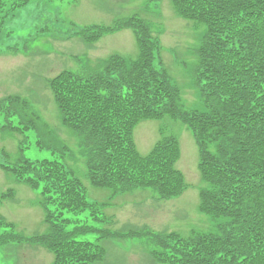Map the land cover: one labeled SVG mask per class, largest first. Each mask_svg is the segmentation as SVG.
<instances>
[{
	"label": "trees",
	"instance_id": "trees-1",
	"mask_svg": "<svg viewBox=\"0 0 264 264\" xmlns=\"http://www.w3.org/2000/svg\"><path fill=\"white\" fill-rule=\"evenodd\" d=\"M31 1L37 0H0V35L7 18ZM169 1L179 16L202 26L193 73L205 111L183 109L177 86L157 60L159 40L133 15L112 26L80 31L86 42H93L130 29L138 53L134 59L112 55L96 71H63L49 81L61 123L80 135L91 185L109 189L112 196L148 189L169 199L184 187L174 169L177 141L163 138L141 156L133 129L163 116L182 122L196 137L199 170L209 185L201 194V209L225 222L215 233L186 240L174 234L154 237L157 254L168 250L162 258L169 264H264V0ZM19 104L16 97L6 98L0 112L11 118ZM211 144L214 152L208 150ZM4 169L38 192L46 232L22 236L1 220L0 247L35 244L53 255L52 264H94L103 258L101 247L80 239L103 233L92 225L101 221L102 205L89 202L82 183L59 158H20ZM79 219L91 222H75ZM139 236L145 234L123 235Z\"/></svg>",
	"mask_w": 264,
	"mask_h": 264
},
{
	"label": "rangeland",
	"instance_id": "rangeland-1",
	"mask_svg": "<svg viewBox=\"0 0 264 264\" xmlns=\"http://www.w3.org/2000/svg\"><path fill=\"white\" fill-rule=\"evenodd\" d=\"M133 15L145 20L159 36L163 67L179 90L183 109L203 111L193 73L197 65L193 52L200 44L202 26L179 16L169 0H37L17 9L6 20L0 35V100L20 97L27 106L22 115L30 114L35 119L34 128L18 133L1 128L4 122L0 117V195L9 190L13 193L0 203V218L11 222L20 235L29 237L46 231L37 192L1 167L13 164L21 148L22 156L28 160L57 157L73 170L89 202L102 205L101 221L92 224L96 228L121 233L147 229L186 237L194 232L211 233L225 221L198 208L199 192L206 185L198 173L193 134L178 120L170 116L144 120L134 130V141L141 155L149 153L161 134L178 140L180 158L175 166L183 174L187 188L170 200L160 199L152 190L141 189L112 196L109 189L91 185L80 137L60 121L47 86L51 78L64 70L78 74L96 71L110 55L133 59L138 51L129 29L91 43L82 38L80 31L92 25L112 26ZM97 237L89 234L81 239L94 242ZM99 245L103 247V259L94 264H159L150 256L153 244L146 237L104 238ZM51 261L50 252L35 244H8L0 248V264H51Z\"/></svg>",
	"mask_w": 264,
	"mask_h": 264
}]
</instances>
